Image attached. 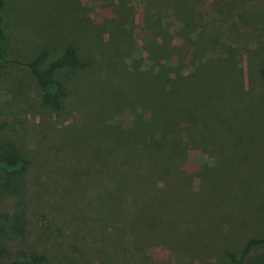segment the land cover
<instances>
[{"label":"rangeland","instance_id":"374dc122","mask_svg":"<svg viewBox=\"0 0 264 264\" xmlns=\"http://www.w3.org/2000/svg\"><path fill=\"white\" fill-rule=\"evenodd\" d=\"M5 26L0 124L32 160L13 250L47 264H230L227 251L264 235V0H7ZM68 43L90 66L58 73L67 96L53 113L23 64ZM179 82L190 115L155 121L153 85Z\"/></svg>","mask_w":264,"mask_h":264},{"label":"trees","instance_id":"16d2710c","mask_svg":"<svg viewBox=\"0 0 264 264\" xmlns=\"http://www.w3.org/2000/svg\"><path fill=\"white\" fill-rule=\"evenodd\" d=\"M6 7L7 0H0V74L2 73V66L11 61L9 57V35L5 26ZM48 58V50L43 49L31 61L23 65L29 69L37 81L41 91L42 107L53 113H58L62 111L64 100L67 96L64 83L57 77L58 73L64 70L81 71L89 67L90 62L81 56L80 50L73 43H68L53 60L48 62ZM259 77L264 84V66L259 71ZM147 80H150V78H147ZM187 86V83L179 82L173 85V92L167 94L161 89L157 91L155 85H153L157 96L154 100L149 98L147 100L156 106L155 121L170 123L171 121L167 120V118L183 115L188 117L190 115L192 108L191 99L187 98L189 97ZM174 91L176 92L175 94ZM124 94L123 99H127L126 96L128 98L134 97L130 93ZM183 95L185 97V105L182 106L180 104V106H177L173 100H176V98L180 99ZM249 96L245 95L244 101L258 102V98ZM231 103L237 104L233 100L229 101V104ZM7 129L8 127L5 124H0V201L4 202L12 198L14 205L8 211H0V264H47L51 259L45 253L34 250L26 251L24 249L15 251L8 244L11 241L23 240L28 234L30 205L27 174L32 165V160L21 150L13 136L3 135V132ZM166 148L158 150L159 158L158 160L156 159L154 164H150L149 170L158 172L159 168L165 166L161 154L164 153L168 156L175 152L169 146H166ZM183 151L180 150L178 152V155L182 156V158ZM153 152L154 150H152ZM181 174L176 173V176ZM152 225L153 227L157 226L155 223ZM161 235V239L166 238V233H161ZM225 256L230 264H264V235L250 238L239 252L227 251Z\"/></svg>","mask_w":264,"mask_h":264}]
</instances>
